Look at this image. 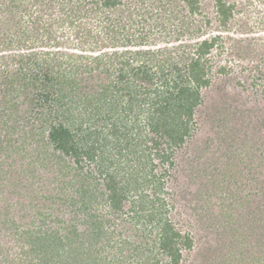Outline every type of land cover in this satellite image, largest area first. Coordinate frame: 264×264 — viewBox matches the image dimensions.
I'll list each match as a JSON object with an SVG mask.
<instances>
[{
	"label": "trees",
	"instance_id": "obj_1",
	"mask_svg": "<svg viewBox=\"0 0 264 264\" xmlns=\"http://www.w3.org/2000/svg\"><path fill=\"white\" fill-rule=\"evenodd\" d=\"M37 1L0 0V119L5 113L1 105L10 101L8 97L25 93L23 101L31 104L30 119L37 122V115H43L40 129L32 130L28 138L36 161L59 168L65 177L61 182L75 189L63 199L61 213L46 216L36 210L39 214L29 220L38 222L35 230L23 228L30 259L35 264H215L219 260L225 264L231 253L222 249L236 244L233 226H223L225 237L219 226L207 233L210 220L217 224L221 220L212 208L207 211L209 196L198 191L200 185L221 183L223 178L246 181V197L255 206L242 219L236 218L237 225L242 226L241 235L262 238L264 186L257 182L264 184V177L257 175L256 168L261 163L248 161L247 173H207L199 167V159L210 142L200 139L188 145L194 130L193 111L201 102L202 88L211 83L209 57L213 50L223 51L225 38L240 41L224 36L234 4L229 0H176L180 2L177 12L183 13L189 28L195 26L192 32L199 33V39L174 43L179 40L175 38L162 46L151 40L157 36L150 20L158 16L152 11L147 17L140 16L143 9L154 8V3L165 1L167 7L170 0H138L141 6L148 3L136 8L141 9L137 19L143 21L142 26L133 21L137 16L131 0H66L73 1L72 6L67 13L58 8V19L50 2L46 10L39 9L24 21L22 9L33 13L28 7H35ZM60 1L63 6L64 0ZM206 1H213L214 20L217 17L219 22L214 28L209 26L211 19L202 16ZM47 11L52 22L45 18ZM194 15H201L197 26ZM66 21L74 27L77 43L84 41L90 23L102 28V36H93L83 52L28 50L35 46L29 44L31 33L37 39L35 32L43 29L51 41V27ZM59 43L55 40V46ZM234 48L232 53H243ZM216 70L223 72L225 66ZM35 106H45L48 112H34ZM221 119L229 122L231 116ZM15 127L10 119L2 130L10 145ZM10 148L17 152L15 146ZM31 197L28 210L37 205ZM66 212L68 218L63 217ZM210 233L213 240L208 242L205 237ZM226 238H232V243L225 242ZM196 241L197 250L191 253ZM257 252L252 261L264 264V246Z\"/></svg>",
	"mask_w": 264,
	"mask_h": 264
},
{
	"label": "rangeland",
	"instance_id": "obj_2",
	"mask_svg": "<svg viewBox=\"0 0 264 264\" xmlns=\"http://www.w3.org/2000/svg\"><path fill=\"white\" fill-rule=\"evenodd\" d=\"M25 1L27 2V0ZM28 1L30 4L33 2V0ZM170 1L171 3L167 7L163 6L165 2L163 1L154 3V8L147 7L149 8L145 10L147 12L144 9L142 10L140 18L147 17L151 14V11L158 16V19L150 20L157 36V38L151 40H154L155 43L160 42L162 46H167L164 43L165 41L171 42L175 38H179V40L174 41V43L184 42V40H198L199 33L192 32L195 26L192 25L189 28L188 24L184 22L183 13L177 12L178 3L180 2ZM50 2L54 4V16L58 19V8H63L64 13H67L66 11L69 12L73 1L66 2L64 0L63 6H61V1L59 4L58 0H39L35 7H30V5L28 7L31 10L33 9V13L22 9L23 20L27 21L30 15L38 14L37 10L39 9L43 11V8L45 9V6H47L45 4ZM206 2L201 9L202 16L211 19L212 23L209 26L214 28L219 22L216 21L218 20L217 17L214 20L213 1ZM229 2L233 3L234 7L232 17L229 19L227 27H225L224 36L228 34L233 38H240V41L233 43V40L225 38L223 40V51L221 53H216V50L212 51L209 57L212 64V70L209 73L211 83L208 87L202 88L201 102L193 111L194 130L191 131L192 135H190L188 145L200 142V139L210 142L211 145L207 148L206 154H203L199 159V167L205 172L208 171L207 173L212 170L221 172L227 170L239 172L238 170H241L243 173H247L248 165L246 164L252 159L254 163H261L256 167L257 175L264 177V124L261 123V121L264 122V0H229ZM130 5L137 16L136 19H133L134 23L136 26H142L143 21L138 20V13L141 9L138 11L136 8L137 6L146 7L148 3H142L141 6L138 0H131ZM158 5H161V7H158ZM39 13L43 14V12ZM49 13L50 11L46 12L45 18L50 19L52 22ZM68 18L70 19V17ZM193 18L196 20L193 24L197 26L201 15H194ZM67 21L63 24L60 22L54 23L50 29L53 36L51 41L48 39L49 35L47 33H42L43 29H38L35 32L38 35L37 39L31 33L29 44L34 43L35 46L28 50H34V52L35 50L37 52L47 50L83 52L85 49H89L95 36H102V28L97 26L96 23H90L84 41L77 43L75 33L71 29V27H74ZM202 27H204L203 23ZM35 33L34 35H36ZM55 40L60 42L59 47L55 46ZM47 42L49 44L51 42V44L46 45ZM234 45V52L241 49L243 53H240V55L232 53ZM109 49L114 50L116 48ZM220 65L225 66L223 72L216 70ZM11 67V65L6 66V68ZM25 97V93L18 94V96L13 95L8 97L10 101L6 105H1V108H5V113L2 115L3 118L0 119V264H35V259H30L28 254L30 246L27 244V235L25 236L22 232L23 228H30V232L33 229L35 230L38 222L34 221L33 223L29 220H32L30 218L38 215L39 212L44 213L46 216L50 212L59 214L60 211L58 210L61 203H63V199L72 196L75 189V187L72 188V186L64 185L61 182V180H65V177L61 176L59 168L55 170L54 165L46 167L41 165L40 161H36L35 155L32 153L34 148L28 144V138L31 137L32 130L36 132L38 128L40 129L39 123L43 115H40V113L37 115L39 117L37 122L30 119L31 104L27 100L23 101ZM33 108H35L34 112H48L45 106H35ZM11 109L13 110L12 113L9 112ZM228 114L231 119L229 122H224L221 116ZM4 119L7 122L12 119V123L16 125V131L11 134V145L8 141L5 142L7 136L2 131L6 122ZM222 122L224 123L222 124ZM43 135H46V133L44 132ZM25 138L27 140L23 143ZM254 141H258V144H253ZM261 142L263 144L260 146ZM217 144L222 145V147L217 148ZM9 146H15L17 152L11 151ZM91 164L93 165V163ZM18 171H20V174L17 173ZM202 173L201 170L199 177L196 178L197 180H199ZM220 175L221 173H219V177L223 178ZM223 179L225 181L221 183L216 180L200 185L201 188L198 190L203 197L209 196L208 203L210 207L207 208V211L212 208V213H218V219L221 220L218 224L216 220H210L211 225L207 226V233L213 230L216 231V226H219V230L222 231L224 225L233 226L232 232L236 244L234 247L227 244L222 249L224 253H231L230 259L225 264H255L252 258L256 256V253L258 254V249L264 246V235L262 238H259L256 234L250 238L241 235L242 226L237 225L240 223L236 219H242L249 210H252L255 202L252 205L253 201L246 197L249 189L245 187L246 181L244 179L237 182L232 179ZM17 181L19 182L17 183ZM169 183V181L166 183L168 189L172 187ZM261 183L259 181L257 185L264 186ZM28 196H33L31 198L37 204L33 210H28L31 207L29 206L31 199ZM98 204L103 206V204ZM36 210H39V212L35 214ZM22 212L27 214L24 215ZM30 213H33V215H30ZM23 215L25 216L24 219L21 218ZM69 215L70 213L66 212L63 217L68 218ZM209 215L211 214L209 213ZM25 219L28 222H24ZM209 219H206L207 222ZM45 220L52 221L49 218H45ZM225 236L226 233L223 231V237ZM205 239L208 242L211 239L213 240V233L207 234ZM202 240H204V237ZM230 240L232 243V238H226L225 242ZM197 247L198 241L195 242L191 253L196 252ZM236 258H239V262H236ZM218 262L214 261L215 264H221V261Z\"/></svg>",
	"mask_w": 264,
	"mask_h": 264
}]
</instances>
